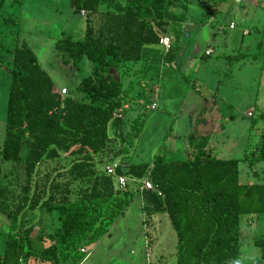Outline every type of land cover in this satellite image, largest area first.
<instances>
[{
  "label": "trees",
  "instance_id": "obj_1",
  "mask_svg": "<svg viewBox=\"0 0 264 264\" xmlns=\"http://www.w3.org/2000/svg\"><path fill=\"white\" fill-rule=\"evenodd\" d=\"M189 1L68 0L75 13H85L84 33L82 38L63 35L54 48L76 71L85 58L90 61V74L77 87L78 98L61 94L25 42L15 46L7 68L11 80L0 160L20 167L24 179L14 194L0 178V213L9 220L10 231L0 264H61L66 258L78 264L84 257L78 245L98 241L134 197L131 189L118 188L117 175L127 178L126 185L138 186L144 178L151 182L152 189L141 191L142 211L148 217L166 213L176 237V264H237L241 220L264 215V183H240L241 160L216 157L213 132L203 135L199 129L206 120L203 111L188 136L184 159H170L160 149L151 163L132 161L133 152L128 151L135 149L144 128L145 110L132 118L125 146L116 141L129 126L126 101L146 100L154 91L141 84L144 64L134 70L136 81L130 80L126 88L122 79L142 59L143 47L161 45L169 24L181 20L168 4L185 11ZM177 49L168 48L162 57L174 59ZM136 85H142L138 96ZM259 119L261 113L251 118L250 129ZM257 143L256 154L249 143L244 150L242 161L250 167L264 162V124ZM61 151L74 157L66 172L55 175L67 180H49L48 174L33 180L36 165L59 158ZM94 154L109 156L108 164L129 157L131 164L124 170L116 162L115 175H108L94 164ZM72 182L85 185L73 192ZM36 208L58 212L55 234L32 236L31 228H24L26 211ZM253 244L260 255L251 264H264V232L254 236Z\"/></svg>",
  "mask_w": 264,
  "mask_h": 264
},
{
  "label": "rangeland",
  "instance_id": "obj_2",
  "mask_svg": "<svg viewBox=\"0 0 264 264\" xmlns=\"http://www.w3.org/2000/svg\"><path fill=\"white\" fill-rule=\"evenodd\" d=\"M187 5L192 18L186 22L189 21L188 23L194 27L189 34V30L186 32L184 47H178L175 52L172 68L165 69L163 80L158 84L159 90L155 92L156 97L152 95V98L143 101L136 98L126 101L125 108L129 111L130 117V121L127 122L129 126H125L117 134V145L125 146L132 118L145 110L144 129L135 144V149L130 147L128 151L133 152L132 161L151 163L153 156L160 149L170 159H184L189 144L188 136L193 130L197 115L203 111L206 120L199 129L203 135L213 132L211 143L216 149L217 157L240 158V180H244L243 178L252 172L263 174L264 162L250 167L242 158L247 143L249 150L256 154L254 149L258 146L261 131L259 129L258 132V128L264 123V0H190ZM167 9L184 15L181 7L173 2L168 4ZM210 16L212 20L209 19ZM231 23L233 28L229 27ZM220 27L223 29L220 30ZM84 28L85 13H75L69 8L68 0H0V147L11 80L7 68H11L10 61L15 46L25 42L33 50L43 69L51 76L55 87L60 92L66 89L64 96L78 98L81 94L77 87L90 74V61L85 58L79 71H76L63 62L61 53L55 50L54 44L63 35L82 38ZM173 33L177 34L175 30ZM193 43H196V49ZM209 47L213 52L211 55H205ZM167 49L164 47V51ZM148 66L149 78L152 79L151 76H155L158 69L155 58H149ZM129 74L131 75V71ZM132 75L136 79V76ZM128 80L126 77L123 78V88L128 86ZM153 81L150 80L149 85L153 84ZM136 93L137 95L142 93V88L137 85L134 90V94ZM153 101L156 106L152 108ZM260 113L262 119H259L254 130L249 132L251 118ZM220 124L224 129L214 131ZM112 133L113 128H110L109 134ZM162 144L166 145L161 146ZM59 154L57 159H43L38 163L33 180L38 181L45 174L49 175V180L52 178L58 181L67 180L68 177L55 175L57 172H66L74 157L67 152L61 151ZM108 158L106 154H94L93 162L98 164L100 171L105 170L109 165ZM128 158L124 157L112 164L117 165L116 162H121V167L125 170L131 164L127 161ZM16 174L17 177L14 178ZM0 178L1 185H7L14 194L20 192L24 179L20 167L0 160ZM84 185L82 182H72L70 188L75 192ZM128 189H131L134 195H138L133 197L126 208L125 214H128L125 216L123 214L124 217H121L118 224L125 227L127 222L126 230L131 233L127 234L124 245H121L127 247V250L117 249V253L124 256L128 254L130 244L135 247L137 241L142 239L139 215L140 185L128 184L121 188L122 191ZM71 198L75 199V194ZM58 218V212L55 210L48 212L46 208H36L26 211L23 226L31 228L32 236H48L55 234L60 227ZM164 219L160 226L161 233L169 243H172L175 240V233L166 218ZM148 225V237L152 238L151 224ZM9 232V220L0 213V253ZM135 235L139 237L136 239ZM48 239L45 244L50 243ZM107 241L108 239H104L102 245L89 249L92 255L84 264L118 263V259H110L113 250L103 249L104 245L108 246ZM86 246L88 245L79 244L78 252H81L82 248L86 249ZM116 247L120 248L119 244ZM61 264L73 263L70 258H66Z\"/></svg>",
  "mask_w": 264,
  "mask_h": 264
},
{
  "label": "crops",
  "instance_id": "obj_3",
  "mask_svg": "<svg viewBox=\"0 0 264 264\" xmlns=\"http://www.w3.org/2000/svg\"><path fill=\"white\" fill-rule=\"evenodd\" d=\"M187 8L189 9L188 5H187ZM188 9L183 11L184 15L183 14L180 15L181 20L179 22H172L169 24L168 32L165 34L170 39L169 48L170 47L172 48L175 46H177L179 48L184 47L183 42H184V38H186V34H187L186 32L189 30L188 31V34H189V32L192 31V28L194 27L192 24L188 23L189 21L186 22L188 19L191 20V18H192L191 15L188 13ZM209 19L212 20V17L210 16ZM202 22L203 21H201L200 23L202 24ZM204 22H206V21H204ZM221 29H223V28L220 27V30ZM174 30H175V32H177L176 35H174V33H173ZM165 35H162L161 37H163ZM193 44H194V48L196 49V43H193ZM160 49H162V52H160ZM212 52L213 51H212L211 47H209L205 51V55H211ZM163 53H164V46H162V45H156V46L152 45V46L143 47L142 59L138 63L133 65L132 66L133 70H131V75H132L134 73L135 69H138L143 64L145 65L147 72L144 73L141 84L145 83L146 84L145 88L147 90L152 88L154 90L153 91L154 97H156V94H157L155 92H157L159 90V87H158L159 82L163 80L165 69L166 68H168V69L172 68L171 65H174L173 63L175 62V60H168L167 61L166 59H164L162 57ZM149 58H155L156 64L158 65V69L156 71L157 74H155V76H151L152 79L149 78L150 77V74H149L150 71H149V66H148ZM191 65L192 64H190V66ZM134 66H135V68H133ZM131 75L129 74L126 76V78L129 79L127 84L129 83L130 80L136 81V79L133 78L134 76L133 75L131 76ZM149 79L154 80L153 84L149 85V82H150ZM122 81H123V79H122ZM137 86L142 88V85H137ZM134 95L138 96L137 93ZM154 100H155V98H154ZM152 104H153V107L156 106L154 101ZM256 124H258V123H256ZM221 125L222 124H220L216 130L221 128ZM254 127H256V125H254ZM253 128H251L249 132L253 131L254 130ZM261 128L262 127L258 128V132H259V129H261ZM223 129H221V131ZM216 130H214V131H216ZM163 145H166V144H162L161 146H163ZM170 152L173 155V152L172 151H170ZM214 152L216 153V149L214 150ZM216 157H217V155H216ZM221 159H224V158H221ZM237 159L240 160V158H237ZM253 171H255V170H253ZM243 179L244 180L239 179V182L240 183H248V184H252V183H256V182L264 183V173L261 174V173H256V172L253 173L252 172V174L245 176V178H243ZM135 195H138V194H135ZM139 196L141 199V205H140L141 212L139 215H141L140 221L142 223L141 224L142 239L137 241V245L134 247V245L130 244V247H129L130 249L128 251V254L125 256L121 255V253H117V251H118L117 249L122 250L121 248H123V249L125 248L124 246L121 247V245H124L127 234H131L129 232V230L128 231L126 230L127 229L126 227H128L127 222H126L125 227L118 226V224L121 221L120 220L121 217H124L125 215L128 214V213L125 214V212L127 211V210H125L124 216L121 215L120 217H118L108 227L107 233H105L95 243H92V244L86 246L85 250H86L87 254L86 253L84 254V257L82 258V260L78 264H84L89 259V257L92 255V254H90L89 249H92V247H97L99 245H102L101 243H103L104 239L105 240L108 239V241H107L108 246L104 245L105 247L103 246V249L107 250V251L113 250V252H112L113 254H111L110 259L111 258H114L115 260L118 259V263H113V264H176V257H175L176 237L172 243L171 242L169 243V241L166 240V237L164 235H162L161 229H160L162 221L165 220L164 218H166V220L169 223V220H168L166 213H157V214L150 215V217L146 216V214L142 211V197H141V195H139ZM147 219L150 220L149 221V223L151 224L150 231L153 234L152 238L148 237V226H149L148 224L149 223L147 224V222H146ZM158 220H159V222H158ZM240 225H241L240 226L241 227L240 228V248H239V255H238L237 264H251V260L253 258L259 257V255H260L259 249L253 244V238L256 234L264 232V215L259 216V218H256L254 216L250 217V218L247 216H243ZM169 226H170V224H169ZM117 235H121V236H117ZM135 237L137 239L139 236L135 235ZM131 239H132V236H131ZM118 244H119L120 248L116 247V246H118ZM106 258H108V257H106ZM109 264H111V263H109Z\"/></svg>",
  "mask_w": 264,
  "mask_h": 264
},
{
  "label": "built area",
  "instance_id": "obj_4",
  "mask_svg": "<svg viewBox=\"0 0 264 264\" xmlns=\"http://www.w3.org/2000/svg\"><path fill=\"white\" fill-rule=\"evenodd\" d=\"M229 27L232 28L233 24L231 23ZM161 45L166 47V48H169L170 39L167 35L161 37ZM64 93H66V89H62L61 94H64ZM115 168H116V164L107 165L105 168L106 174L115 175ZM114 179H115V183L117 184L118 188H120V189L127 184V178L124 176L117 175V176H115ZM150 189H152L151 182L147 178L142 179L141 184H140V190L142 191V190H150ZM80 251L83 253H87L86 250L83 248L80 249Z\"/></svg>",
  "mask_w": 264,
  "mask_h": 264
}]
</instances>
